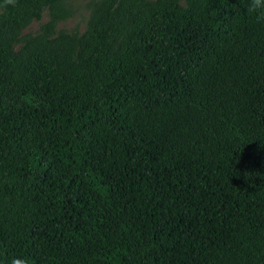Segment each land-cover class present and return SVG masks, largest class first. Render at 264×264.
<instances>
[{"label": "trees", "instance_id": "obj_1", "mask_svg": "<svg viewBox=\"0 0 264 264\" xmlns=\"http://www.w3.org/2000/svg\"><path fill=\"white\" fill-rule=\"evenodd\" d=\"M249 4L0 0V264H264Z\"/></svg>", "mask_w": 264, "mask_h": 264}, {"label": "rangeland", "instance_id": "obj_2", "mask_svg": "<svg viewBox=\"0 0 264 264\" xmlns=\"http://www.w3.org/2000/svg\"><path fill=\"white\" fill-rule=\"evenodd\" d=\"M91 0H68V6L72 14L66 20L57 24V28L65 29L69 32L80 33L84 30L86 20L89 14L88 5ZM47 20L45 12L42 14V17L39 22H32L30 25L23 31L34 32L37 30L39 24L44 23Z\"/></svg>", "mask_w": 264, "mask_h": 264}, {"label": "clouds", "instance_id": "obj_3", "mask_svg": "<svg viewBox=\"0 0 264 264\" xmlns=\"http://www.w3.org/2000/svg\"><path fill=\"white\" fill-rule=\"evenodd\" d=\"M248 10L256 15L257 22L264 21V0H250ZM9 264H28V260L23 256H16L10 259Z\"/></svg>", "mask_w": 264, "mask_h": 264}]
</instances>
